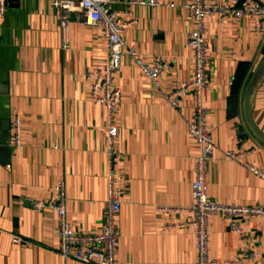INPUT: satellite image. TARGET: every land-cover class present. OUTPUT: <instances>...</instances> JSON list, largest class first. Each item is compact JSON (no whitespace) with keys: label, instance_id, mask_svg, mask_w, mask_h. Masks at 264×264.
<instances>
[{"label":"crops","instance_id":"crops-1","mask_svg":"<svg viewBox=\"0 0 264 264\" xmlns=\"http://www.w3.org/2000/svg\"><path fill=\"white\" fill-rule=\"evenodd\" d=\"M129 1L110 0L111 8L126 12L131 21L125 44L146 61L160 58L165 68L155 88L132 57L122 55L113 78L121 92L111 145L120 156L116 162L108 153L106 109L91 98L85 76L106 58L101 29L83 25L71 13L63 31L59 11L48 0H10L0 15V264H84L56 253L55 211L36 210L31 201H49L53 185L62 180L71 226L95 231L111 170L121 202L115 264L195 263V231L186 209L200 152L186 129L194 101L187 94L174 108L164 97L190 78V13L182 7L186 0H167L173 7ZM205 37L209 69L202 104L216 146L204 168L208 196L264 205V179L248 169L264 171V142L243 113L245 89L264 54V35L253 31L250 18L229 15L210 16ZM250 112L264 133V75ZM16 113L21 143L12 148L10 121ZM228 150L237 153L235 159L226 156ZM240 225L245 240L221 215L209 216L210 256L217 264H264V216L245 218ZM13 236L21 241L14 243Z\"/></svg>","mask_w":264,"mask_h":264},{"label":"built area","instance_id":"built-area-1","mask_svg":"<svg viewBox=\"0 0 264 264\" xmlns=\"http://www.w3.org/2000/svg\"><path fill=\"white\" fill-rule=\"evenodd\" d=\"M59 11L60 27L66 32L67 22L74 13L83 25L98 26L105 36L106 58L103 64L90 68L85 76L89 81V93L91 98L106 109V117L110 123L107 129L109 144L108 153L110 161L116 162L120 157L112 149L117 127L113 122L115 113L121 102V92L113 83L115 72L120 66L121 57L128 53L139 68L141 74L150 81L153 87L158 88L159 80L165 66L160 58L150 61L144 60L134 48L128 47L123 39V34L131 21L126 18V12H118L111 8L110 0H48ZM8 0H0V15L5 11ZM131 5H167L175 4L167 0H130ZM182 7L190 13L192 26L187 33L186 45L190 49L191 74L187 81H182L170 92L164 93L166 102L177 108L181 99L192 94L194 112L187 121V133L200 147V152L195 158V176L190 183L191 202L186 209L190 217L187 224L194 227L195 252L194 264H217L218 261L210 256L208 218L218 214L223 217L230 231L243 236L245 231L240 221L245 218L264 216V205L259 204H235L226 203L219 199H211L207 193V182L204 168L206 161L213 155L215 142L207 124V108L202 104V93L208 80V44L205 37L206 21L210 16H233L235 18L248 17L252 21V29L259 36L264 35V4L256 0H232L230 2H212L210 0H186ZM64 39V47L67 45ZM21 119L18 113L14 114L10 121L9 145L12 148L20 146ZM227 157L235 159L237 153L226 151ZM248 169L264 179V171L253 165ZM53 197L47 202L31 201V206L36 210L45 206L55 211L57 219L56 232L59 243L56 253L63 259H71L84 264H115L117 255L118 233L116 219L121 209L118 198L117 179L113 170L108 175V199L101 212L99 225L95 231L81 232L75 230L66 217V190L62 180L56 181L52 187ZM14 243L21 241L13 236ZM245 255L253 254L245 250ZM224 264H232V260L223 261ZM161 264V263H154ZM184 264V263H165Z\"/></svg>","mask_w":264,"mask_h":264},{"label":"water","instance_id":"water-1","mask_svg":"<svg viewBox=\"0 0 264 264\" xmlns=\"http://www.w3.org/2000/svg\"><path fill=\"white\" fill-rule=\"evenodd\" d=\"M8 1H10V0H8ZM263 75H264V54H263V56H262V58L258 64V66L256 67L252 76L249 79V82H248L247 87H246L245 92H244V99H243V113H244L245 121H246L247 125L249 126V128L251 129V131L253 132V134L258 139H260L261 141L264 142V133H262L256 127V125L253 122L251 112H250L251 96H252L255 88L259 84ZM0 144H2V143H0Z\"/></svg>","mask_w":264,"mask_h":264}]
</instances>
